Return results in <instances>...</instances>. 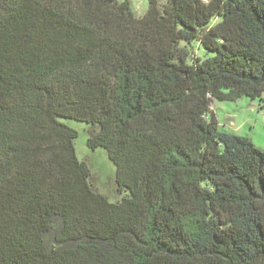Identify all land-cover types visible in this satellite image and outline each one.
I'll return each mask as SVG.
<instances>
[{
  "label": "trees",
  "instance_id": "trees-1",
  "mask_svg": "<svg viewBox=\"0 0 264 264\" xmlns=\"http://www.w3.org/2000/svg\"><path fill=\"white\" fill-rule=\"evenodd\" d=\"M147 1L0 0V264H264V151L212 112L264 104V0Z\"/></svg>",
  "mask_w": 264,
  "mask_h": 264
},
{
  "label": "rangeland",
  "instance_id": "rangeland-1",
  "mask_svg": "<svg viewBox=\"0 0 264 264\" xmlns=\"http://www.w3.org/2000/svg\"><path fill=\"white\" fill-rule=\"evenodd\" d=\"M120 2L126 0H118ZM136 15H142L147 11V0H128ZM203 58L206 54L203 50L197 52ZM219 129L237 136L249 138L254 145L264 151V104L259 100L252 101L249 98H241L236 102L215 101L212 105ZM69 127L75 129L79 136L75 141L77 156L80 161H85L92 172V183L97 191L106 195L110 201L122 199L123 195L117 192L115 183L116 168L109 160L104 149L90 150L87 147V139L91 136L92 129L82 123L66 120Z\"/></svg>",
  "mask_w": 264,
  "mask_h": 264
},
{
  "label": "crops",
  "instance_id": "crops-1",
  "mask_svg": "<svg viewBox=\"0 0 264 264\" xmlns=\"http://www.w3.org/2000/svg\"><path fill=\"white\" fill-rule=\"evenodd\" d=\"M145 13H142V15H137V16H139V17H141V16H143Z\"/></svg>",
  "mask_w": 264,
  "mask_h": 264
}]
</instances>
